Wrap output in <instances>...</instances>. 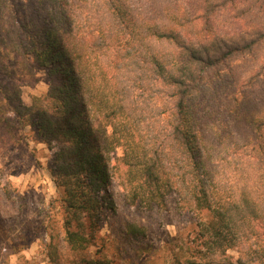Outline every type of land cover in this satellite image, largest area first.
<instances>
[{"label":"trees","instance_id":"trees-1","mask_svg":"<svg viewBox=\"0 0 264 264\" xmlns=\"http://www.w3.org/2000/svg\"><path fill=\"white\" fill-rule=\"evenodd\" d=\"M162 1L0 0L5 124L56 149L51 176L73 248L87 241L72 221L97 218L116 178L129 205L160 208L173 195L198 215V249L181 264H264V104L246 92L260 71L244 86L233 73L264 41V23L246 18L220 38L217 15L236 0L195 11ZM35 69L50 84L26 107L20 90Z\"/></svg>","mask_w":264,"mask_h":264},{"label":"rangeland","instance_id":"rangeland-1","mask_svg":"<svg viewBox=\"0 0 264 264\" xmlns=\"http://www.w3.org/2000/svg\"><path fill=\"white\" fill-rule=\"evenodd\" d=\"M6 1L19 4L23 0ZM132 1L138 6L153 2L155 8L164 5L162 0ZM200 3L178 0L177 5L195 11ZM246 18L264 23V0H236L218 13L214 30L220 38H227L248 27ZM233 73L238 86L258 73L260 76L246 92L252 105L264 104V41L252 55L236 62ZM33 78L20 90L21 104L26 107L31 106L33 97L45 94L50 84L47 70L35 69ZM203 98L212 102L209 97ZM1 110L0 264H181L194 258L198 215L181 210L173 195L160 208L129 205L116 178L111 180L109 199L101 205L97 218L90 220L83 213L80 229L72 221L69 230L78 231L87 241L83 247L73 248L65 241L68 216L60 206V190L51 176L56 149L41 143L31 127L6 125V115L11 116L2 102ZM120 155L118 149L116 156ZM130 229L136 230L137 236L131 235ZM226 254L233 260L238 258L235 250Z\"/></svg>","mask_w":264,"mask_h":264}]
</instances>
